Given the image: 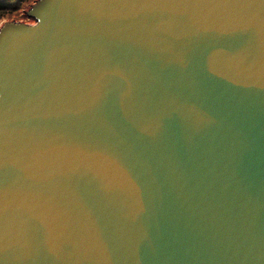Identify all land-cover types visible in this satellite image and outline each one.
Returning <instances> with one entry per match:
<instances>
[{
    "label": "water",
    "instance_id": "1",
    "mask_svg": "<svg viewBox=\"0 0 264 264\" xmlns=\"http://www.w3.org/2000/svg\"><path fill=\"white\" fill-rule=\"evenodd\" d=\"M26 15L0 27V264H264V0Z\"/></svg>",
    "mask_w": 264,
    "mask_h": 264
},
{
    "label": "rangeland",
    "instance_id": "2",
    "mask_svg": "<svg viewBox=\"0 0 264 264\" xmlns=\"http://www.w3.org/2000/svg\"><path fill=\"white\" fill-rule=\"evenodd\" d=\"M37 0H11L0 10V27L6 22H21L31 24L28 20L26 12Z\"/></svg>",
    "mask_w": 264,
    "mask_h": 264
},
{
    "label": "trees",
    "instance_id": "3",
    "mask_svg": "<svg viewBox=\"0 0 264 264\" xmlns=\"http://www.w3.org/2000/svg\"><path fill=\"white\" fill-rule=\"evenodd\" d=\"M11 1L9 2H5V3H0V10L5 7L6 5H9L8 3H10Z\"/></svg>",
    "mask_w": 264,
    "mask_h": 264
},
{
    "label": "built area",
    "instance_id": "4",
    "mask_svg": "<svg viewBox=\"0 0 264 264\" xmlns=\"http://www.w3.org/2000/svg\"><path fill=\"white\" fill-rule=\"evenodd\" d=\"M28 20L31 22V24H29V25H34V24H35V21H34L33 19L28 18ZM26 24H27V23H26Z\"/></svg>",
    "mask_w": 264,
    "mask_h": 264
}]
</instances>
